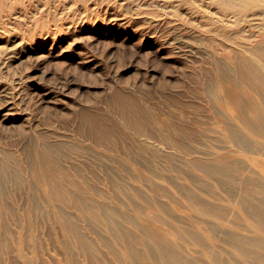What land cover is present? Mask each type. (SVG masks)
I'll return each mask as SVG.
<instances>
[{
  "label": "rangeland",
  "instance_id": "rangeland-1",
  "mask_svg": "<svg viewBox=\"0 0 264 264\" xmlns=\"http://www.w3.org/2000/svg\"><path fill=\"white\" fill-rule=\"evenodd\" d=\"M215 11L200 0H0V204L16 235L8 248L1 240L6 232L1 234L0 264H23L18 251L32 250L24 235L18 238L24 229L10 208L24 219L35 200L45 216L55 215L47 185L35 181L34 155L43 149L52 148L69 192H77L70 178H85L89 189L104 192L99 197L91 190V200L119 213L124 195L115 194L111 174L143 192L162 185L171 195L161 196L165 203H184L173 184L156 174L168 173L171 159L186 182L181 146L192 149L188 157L206 159L225 145L217 125L221 114L206 94L231 48L213 22ZM52 202L85 230L90 226L65 202ZM50 218L34 227L43 252L37 264H62L70 240ZM71 247L80 264H90ZM98 249L110 259L107 249Z\"/></svg>",
  "mask_w": 264,
  "mask_h": 264
},
{
  "label": "bare ground",
  "instance_id": "bare-ground-1",
  "mask_svg": "<svg viewBox=\"0 0 264 264\" xmlns=\"http://www.w3.org/2000/svg\"><path fill=\"white\" fill-rule=\"evenodd\" d=\"M200 1L216 10L218 17H213V22L220 27L223 40L231 41L225 63L220 64L206 90L215 113L221 114L217 125L224 130L221 141L225 145L209 151L206 159L188 157L192 149L181 146L188 171L186 182L174 173L176 165L171 159L168 173L157 172L185 198L182 205L165 203L161 196L171 195L162 185L152 184L149 192H143L122 185L111 174L115 194L124 195L121 213L102 201L93 202L88 192L99 197L104 192L95 186L89 189L85 178H70L77 192H69L64 181L67 174L60 172L51 157L52 148L35 153V181L47 185L55 215L45 216L42 203L35 200L31 211H41V216L28 212L22 219L10 208L12 218L22 222L24 229L18 238L24 235V246L32 247L29 252L18 251L23 264L41 260L43 252L34 227L47 224L50 220L46 217L59 223L63 235L70 239L62 264H80L71 245L85 253L90 264H264V0ZM250 27L254 33L249 37L245 32ZM134 124L141 134L144 127L140 120ZM139 176L145 179L142 172ZM54 199L79 211L90 225L87 230L62 206L53 208ZM147 213H152V219ZM8 218L0 204V236L5 232L7 236L0 239L10 248L9 237L16 235ZM51 233L55 240L54 231ZM99 245L107 249L109 260L101 255Z\"/></svg>",
  "mask_w": 264,
  "mask_h": 264
}]
</instances>
